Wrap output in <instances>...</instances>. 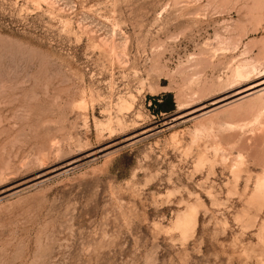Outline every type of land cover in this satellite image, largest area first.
Wrapping results in <instances>:
<instances>
[{
	"label": "rangeland",
	"instance_id": "obj_1",
	"mask_svg": "<svg viewBox=\"0 0 264 264\" xmlns=\"http://www.w3.org/2000/svg\"><path fill=\"white\" fill-rule=\"evenodd\" d=\"M263 10L0 0V264H264Z\"/></svg>",
	"mask_w": 264,
	"mask_h": 264
},
{
	"label": "bare ground",
	"instance_id": "obj_2",
	"mask_svg": "<svg viewBox=\"0 0 264 264\" xmlns=\"http://www.w3.org/2000/svg\"><path fill=\"white\" fill-rule=\"evenodd\" d=\"M255 3V2H254ZM257 3V2H256ZM263 4V3H262ZM256 6V4L254 5ZM257 9V8H256ZM263 9V8H262ZM254 10V9H253ZM260 10V9H259ZM258 11V9H257ZM264 11V10H263ZM259 13V11H258ZM258 16V15H257ZM257 26V25H256ZM107 43V42H106ZM248 65V64H247ZM249 66V65H248ZM252 67V66H251ZM249 68V67H248ZM249 71V70H248ZM247 73V67L246 65L242 64V65H238V66H235V68L233 69V76L234 78H242L244 77ZM249 87V86H248ZM264 91V78L261 80V81H257L256 84L250 86L249 88H245L243 90H240L238 92L235 93V95H238V97H236V99H241L247 95H250V94H253L255 92H262ZM234 95V94H233ZM235 100V98H234ZM227 103V102H226ZM210 110V109H209ZM204 113H201L200 115H202ZM199 115V114H198ZM258 191L260 192H264V176L259 180V183H258V186H257ZM262 190V191H261ZM181 223L183 222V220H179Z\"/></svg>",
	"mask_w": 264,
	"mask_h": 264
},
{
	"label": "trees",
	"instance_id": "obj_3",
	"mask_svg": "<svg viewBox=\"0 0 264 264\" xmlns=\"http://www.w3.org/2000/svg\"><path fill=\"white\" fill-rule=\"evenodd\" d=\"M162 97L168 100V105H164L165 104L164 102L155 103L157 105V107H158L157 112L166 113V112H169V111L173 110L174 109V104H173V102L171 100L170 94H165Z\"/></svg>",
	"mask_w": 264,
	"mask_h": 264
}]
</instances>
